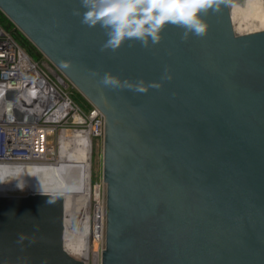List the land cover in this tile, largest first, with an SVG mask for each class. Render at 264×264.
<instances>
[{"label":"water","instance_id":"1","mask_svg":"<svg viewBox=\"0 0 264 264\" xmlns=\"http://www.w3.org/2000/svg\"><path fill=\"white\" fill-rule=\"evenodd\" d=\"M244 2L201 12L203 37L169 24L157 44L112 51L74 14L81 0H0L104 116L101 264H264V30H235ZM66 218L65 192H0V264H86L66 249Z\"/></svg>","mask_w":264,"mask_h":264},{"label":"built area","instance_id":"2","mask_svg":"<svg viewBox=\"0 0 264 264\" xmlns=\"http://www.w3.org/2000/svg\"><path fill=\"white\" fill-rule=\"evenodd\" d=\"M70 82L51 64L35 61L0 25V165L57 163L62 133L88 132L90 140L104 138L105 119L92 106L85 111L69 91ZM105 198L97 205L104 208ZM92 264L101 252L92 251ZM95 242V241H94Z\"/></svg>","mask_w":264,"mask_h":264},{"label":"bare ground","instance_id":"3","mask_svg":"<svg viewBox=\"0 0 264 264\" xmlns=\"http://www.w3.org/2000/svg\"><path fill=\"white\" fill-rule=\"evenodd\" d=\"M232 17L233 21L236 18L240 19V17L243 20L254 18L264 28V0H246L244 6H232ZM68 139L77 141L69 144ZM91 147L92 141L88 132L76 134L64 132L61 137L60 157L57 163L51 165L0 166V176L9 181L0 183V192L2 193H6L3 191L4 189L16 190L18 188L28 189L30 192H65L67 197L66 249L72 255L81 258L86 264L88 263L89 238L91 236L89 207L92 192L90 183ZM95 214L94 236L92 238L94 237V241L98 242L102 239L104 226L97 236L100 228L98 209L95 210ZM78 232H82L84 237L79 236Z\"/></svg>","mask_w":264,"mask_h":264},{"label":"clouds","instance_id":"4","mask_svg":"<svg viewBox=\"0 0 264 264\" xmlns=\"http://www.w3.org/2000/svg\"><path fill=\"white\" fill-rule=\"evenodd\" d=\"M222 4L227 5V0H81L85 10L74 14L81 17L82 24L104 29L107 39L101 50L115 51L129 40L138 41L144 47L150 42L157 44L160 33L169 24L184 29L183 39L189 35L203 37L208 25L200 13L218 12ZM103 83L115 86L119 81L106 74ZM123 86L139 93L146 92L148 87H159L155 83L145 86L143 81L135 85L124 81ZM5 182L9 181L0 176V183Z\"/></svg>","mask_w":264,"mask_h":264},{"label":"rangeland","instance_id":"5","mask_svg":"<svg viewBox=\"0 0 264 264\" xmlns=\"http://www.w3.org/2000/svg\"><path fill=\"white\" fill-rule=\"evenodd\" d=\"M245 2H246V0H245ZM245 2L243 4L234 3V5L244 6ZM247 19L243 20L240 17V19L236 18L237 21L236 20L233 21L234 28H235V30L238 33L247 34V33H251V32H257V31L264 30L263 26L261 25V23L258 20L254 19V18H247ZM48 61L49 60L45 57V59H43L41 62H47L48 63ZM49 63H50V61H49ZM69 91L71 93H73V96H74L73 98H76V100L80 101V98L75 95L76 92L79 93V91L71 83H70ZM75 141H77V140H71V139L67 140V142L69 144L70 143L73 144V142L75 143ZM59 157H60V155H59ZM90 178H91L90 179V181H91L90 183H91V190H92L91 198H90V206H89L90 207V216H91V236L90 237H92V236H94V226H95L94 224H95V217H96V214H97V213L95 214V210L98 209L99 218H100V220H99L100 228H99L97 236H99V232L101 233V230L103 228V223H104V220H103V207H102L101 204L97 205V201L99 199L103 200L105 198V201H106V185H105V183L103 181V139H101V140H95V139L92 140V147H91V177ZM3 191L6 192L7 194H10V195H26V194H28L30 192V191H28V189L26 190L24 188H18L16 190L15 189H13V190H11V189H6L5 190L4 189ZM105 204H106V202H105ZM105 226H106V205H105ZM78 235L84 237V234L82 232H78ZM93 239H94V237H93ZM104 247H105L104 240L101 241V242H94L92 240V243H91L92 251L101 252ZM88 255L90 256V251H89ZM88 260H89V257H88ZM90 264H92V258H91Z\"/></svg>","mask_w":264,"mask_h":264},{"label":"trees","instance_id":"6","mask_svg":"<svg viewBox=\"0 0 264 264\" xmlns=\"http://www.w3.org/2000/svg\"><path fill=\"white\" fill-rule=\"evenodd\" d=\"M0 25L9 33L12 34L13 38L17 43L37 62H41L45 59L44 55L21 33L17 27L2 13L0 10ZM80 98V101L76 102L85 110L89 111L92 109V105L84 99L78 92L75 94ZM74 97V96H73Z\"/></svg>","mask_w":264,"mask_h":264}]
</instances>
